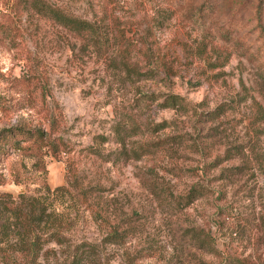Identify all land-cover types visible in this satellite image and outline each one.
<instances>
[{
    "label": "rangeland",
    "instance_id": "1",
    "mask_svg": "<svg viewBox=\"0 0 264 264\" xmlns=\"http://www.w3.org/2000/svg\"><path fill=\"white\" fill-rule=\"evenodd\" d=\"M7 129L0 264H264V0H0Z\"/></svg>",
    "mask_w": 264,
    "mask_h": 264
},
{
    "label": "trees",
    "instance_id": "2",
    "mask_svg": "<svg viewBox=\"0 0 264 264\" xmlns=\"http://www.w3.org/2000/svg\"><path fill=\"white\" fill-rule=\"evenodd\" d=\"M70 23L77 24L78 26L84 25L82 22L77 20H69ZM173 101H171V104ZM173 105V104H172ZM44 143V134L40 131L34 132H23L17 129H7L0 131V156L7 153L8 150H15L26 156L31 155V152L39 150V148ZM59 190H53L52 192H57ZM64 191V190H62ZM26 210H13V220L14 226L21 233L20 237L25 238V243L22 244L21 249L25 253V256L31 257L35 260L38 257L39 246H37V241L44 234L41 227L48 223V215L46 214L47 207L43 204L39 205L36 200H30L25 205ZM59 236L58 233L48 234L47 241L57 243ZM111 242V241H110ZM113 243V242H112ZM85 254V253H84ZM89 255L86 254L84 257L79 256L74 253L71 256V264H79L81 259L87 258Z\"/></svg>",
    "mask_w": 264,
    "mask_h": 264
}]
</instances>
